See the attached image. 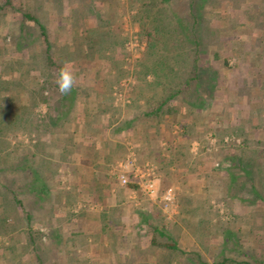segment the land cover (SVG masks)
Wrapping results in <instances>:
<instances>
[{
  "label": "rangeland",
  "instance_id": "374dc122",
  "mask_svg": "<svg viewBox=\"0 0 264 264\" xmlns=\"http://www.w3.org/2000/svg\"><path fill=\"white\" fill-rule=\"evenodd\" d=\"M113 1V3L119 7V26L115 29V36L118 35L120 41L122 39L121 43H119V61L123 63V66L121 65L122 68L120 67L121 77L114 82L113 86L119 87V91H126L125 94L128 95H130L127 92L129 91L131 95L133 94L131 96L132 98L135 97L139 88L142 89L141 95L145 94L148 97L153 95V97H155L154 92L148 91L145 88L146 85L153 81V77H151V75L144 76V74L141 73L139 64L143 58V53L146 49L149 37L145 32L141 31V25H143L141 21H131V15L139 11V1L137 2L134 0V3H131L130 0ZM186 1L187 0H175L168 8L177 10L180 14L182 13L185 16V14H187ZM252 1L253 0H248L242 9L247 10L248 7L250 8ZM62 2L63 0H46L41 8L34 9L36 7L32 5L29 0H0V78L5 80H2V82H5L7 86V88H5L6 90L0 91V114H4L2 109L6 107L14 108L12 111H9L10 113L18 112L16 107H24L26 109H19V112L24 111L23 114L26 116L23 118L21 124L19 123L18 127L4 125V129L2 133H0L2 134L0 135V264H51L50 258L52 257L50 256L52 252H50L48 248H50L51 245L53 246V243L56 247L60 245L55 242L57 237L51 238V241L50 238L44 241L37 234L40 233V229L44 230L46 228L48 230L50 227L55 228L61 221H59V219L55 221L56 219H52L51 217L46 219L47 215L44 214V211L40 207L43 200L38 202V195H44L46 198L52 196H50V191L47 193H37L38 181L40 180L35 179V168L38 162L36 161L34 153L36 151L35 144L39 136L42 138L46 136L45 142L39 140L40 150H48L51 142H49L50 139L47 134H50L49 131L54 132L56 128L55 124H52L50 117L58 116L59 111H64L65 109L57 108L60 106L59 96L61 94L58 91L55 80L61 66L53 65V62L56 59H60L58 62L62 63L63 60H61V58L67 60L68 52L60 53L59 50L53 49V45L51 48V59L53 62L46 63L44 50L46 49L45 46L48 44L46 40L48 38L43 39L39 36V27H37L32 20L23 19L22 14L29 12L34 17L38 15L40 21L46 24L48 15L45 8L49 9V6L57 7V5ZM223 7L225 8L226 5L223 4L222 8ZM251 12L253 11L251 10ZM153 19L154 18L149 15L148 19L143 20L144 26L146 27L145 30L152 31L153 27L156 26ZM235 21L245 22V20L241 18V11L235 9L215 10L213 11L212 17H210L211 25H217V27L229 25ZM246 24L249 28L251 27L253 29L251 33H241V30H236V33L233 32L231 34L228 30H223L219 36L220 39L225 42V44L223 43L219 46L221 57L222 55H228L227 53L230 52L234 53L232 56L228 57V64L224 69L221 67V58L217 60V62L215 60L211 62L212 56L208 55V52L202 53L203 58H201L200 65L205 68L210 67L211 71H213V76L216 74L217 80V74L219 76L221 73V79L217 81L214 100L210 105L212 107L203 110L200 117L202 121H204V119L207 120L212 112L215 116H220V119L209 121L208 126L224 127L226 126L227 118H225L223 114L227 113L229 114V119L233 120V123L238 122L239 118V121L246 125L248 129L247 135L250 140L255 141L261 139L264 141V128L258 126V116H253L248 113L249 109L255 106H264V103H260V94L254 93L252 98H248L251 93V85L236 86L240 83L241 78H244V74L256 77L261 75L259 80L264 82V37L258 46L259 48H256L259 35L255 34L257 33L255 30L259 28L258 23L253 21L249 23L246 22ZM167 26H169V24ZM48 31L50 34L51 29ZM48 36L50 39V35ZM236 37L241 39L239 43L235 42L236 40L238 41ZM245 45L250 46L249 50L246 49L247 46L245 47ZM216 48L217 47L214 49ZM163 49L162 46L158 45L156 51L163 52L161 55H164L165 52H175L174 50L167 51ZM214 49L211 47L212 51ZM123 52L125 54L124 60L120 54ZM174 58L178 61V66H180L179 58ZM149 59L150 60H148L146 64L151 66L153 64V57ZM179 70V74L187 77L188 74L185 71V66L182 68L179 67ZM221 70L222 72H220ZM222 75L224 76L222 77ZM162 77L161 80L166 81L165 75ZM201 78L207 79V74L202 73ZM16 82L20 85V88L13 84ZM174 87L176 86L174 85ZM183 88L185 87L183 86ZM255 91L258 92L257 89ZM156 95L162 96L163 93L157 92ZM11 98L13 99L11 100ZM32 101H35L37 104L33 106ZM142 101L143 99L138 100L139 103ZM130 103H132L131 100L126 104L121 101L113 102L114 110L111 112L106 111L101 114L100 117L105 119L118 115L133 119L136 113L134 112L135 109H132L129 105ZM174 104L177 107L182 106L181 100H176ZM249 118L250 124L246 121ZM261 119H264L263 112ZM166 121L168 123L171 122L169 116L166 118ZM256 123L257 127H255ZM37 124L38 127L36 128ZM30 125L35 126L33 130H30ZM59 127L61 128L56 129V131L61 133L70 132L72 129L70 124H62ZM140 127L142 128L143 126ZM169 127L170 128L165 127V123L160 125L161 130L170 131L172 133L174 140L166 141L163 144L161 142L158 148H155V150L159 151H152L148 155L150 159L144 161V163L146 162L147 165H151L156 169L157 175L162 174L161 170L163 167L159 165V159H168L170 153L168 150L176 149L181 140L186 137L183 135L180 136L182 127L178 126L176 122L169 124ZM149 128L158 129L155 126L148 127V129ZM194 128L195 127L192 126L190 130L193 131ZM197 128L201 130L200 126ZM204 136L208 142L206 153L213 155V153L218 151L217 147H215L216 139L211 136L209 131L206 132ZM225 138H228V140L236 144H238L241 139L234 135L225 136L224 139ZM198 146L199 144L197 141H192L189 150L192 158L196 156ZM195 147L197 148L195 149ZM26 162H28V166ZM207 165H210V163L207 162L204 166ZM44 168H46L45 175L47 176V180L52 179L62 183L66 178L64 171H60L59 177L55 179L51 176L50 166L48 164L43 165L42 169ZM168 169L173 171L174 166H169ZM119 170H121L120 167L117 172H119ZM223 176L224 173L221 174L222 180H217L215 178L211 180L212 184L210 185L208 181L205 182L201 177L191 175L188 177V182L184 187L176 183L174 179H172L173 176H170L168 180L164 179L161 188L164 191L168 188H172L175 194V202L171 207H164L161 201L162 209L170 216L167 225H165L167 227L166 229H169L172 234V240L184 248V250L190 253H200L201 260H204L205 263L213 264L215 255L221 251L223 246L219 237L223 226L227 227L229 223L230 230L233 232L236 231L237 233L240 232V235L243 234L241 235L242 237H239V243L236 247L237 249L240 248L239 250L243 252H247L251 248H254L253 242L250 240V237L254 238V235L248 230L251 229V223L254 222L255 237L259 239L258 246H255V248L257 251L262 250L260 253L255 250V253L256 257L261 261L260 264H264V203L261 202L258 205L244 206L236 198H230L223 190L225 189V180ZM196 183H201V185L196 187ZM71 190L68 186L65 190L64 187L61 189H52L53 193L56 195H65L67 191L70 192ZM186 195L189 196L191 201L190 204L186 205L190 213L186 211L185 214L179 212L178 200L179 197ZM26 203L28 204L27 210L24 208ZM26 213L28 214V219L30 217L29 221L25 220ZM29 234H31L34 239V243H31L35 245L33 249H31L30 246L31 241ZM156 239H159V237ZM38 252L42 258L44 257L41 262L37 258ZM232 252L233 251H228V249H226L227 255L232 254ZM179 254L180 253L172 250L173 260L174 258L185 259L184 256ZM216 258L220 259L219 256H216ZM236 259L237 261L243 260L245 257L240 255L237 256ZM65 261V259H61V263Z\"/></svg>",
  "mask_w": 264,
  "mask_h": 264
},
{
  "label": "crops",
  "instance_id": "0c3cea01",
  "mask_svg": "<svg viewBox=\"0 0 264 264\" xmlns=\"http://www.w3.org/2000/svg\"><path fill=\"white\" fill-rule=\"evenodd\" d=\"M29 1L36 7L34 9H38L46 0ZM113 2L63 0L57 7L45 8L46 24L35 16L45 28L51 58L53 45V49L60 53L68 52L67 60L61 58L62 63L58 62L60 59L49 61L56 66L71 62L77 77L71 93L59 96L60 106L57 108H65L64 111L50 117L56 128L47 134L51 142L48 150L39 148V140L45 142L46 136H39L35 144L34 154L38 162L35 170L41 171L42 165L48 164L55 179L60 171L66 175L62 183L52 179L38 181L37 193L41 189L46 193L50 191L52 196L46 198L37 194L38 202L43 200L40 207L47 215L46 219H59L61 223L36 233L44 241L57 237L55 242L60 245L56 247L53 243L48 248L52 252L51 264H186L189 256L183 255L187 262L180 258L173 260L172 249L167 245L172 234L165 226L170 216L161 207L163 176L152 178L155 190L148 194L144 190L150 177H134L128 172L127 185L137 186L129 187L119 182L117 172V164L131 155L135 158V165L143 166L152 151H159L155 148L161 142L173 141L174 136L160 128L158 131L154 128L143 131L139 121L125 116L100 117L106 111H113L112 103L119 101L116 97L119 87L113 84L121 77L120 67L123 66L119 61L122 39L120 41L119 36H115V29L119 26V7ZM34 24L38 27L37 23ZM120 54L124 60V52ZM49 61L45 60L46 63ZM125 92L123 95L127 101L124 103L133 102V94ZM197 114L194 112L192 117ZM210 114V121L220 119V116ZM257 123L264 128L259 116ZM62 124H70L71 131H56ZM192 132L181 128L180 136ZM195 185L199 187L201 183ZM67 186L72 190L65 195H56L52 191L63 187L65 190ZM27 205L24 206L26 210ZM25 220H30L27 213ZM176 245L181 252L190 253ZM30 246L35 248V245ZM37 258L41 262L44 257L38 252ZM61 259L66 261L61 263ZM198 263L200 261L196 260L192 264Z\"/></svg>",
  "mask_w": 264,
  "mask_h": 264
},
{
  "label": "trees",
  "instance_id": "16d2710c",
  "mask_svg": "<svg viewBox=\"0 0 264 264\" xmlns=\"http://www.w3.org/2000/svg\"><path fill=\"white\" fill-rule=\"evenodd\" d=\"M135 1H139L140 7L138 13L131 15V21H141L143 23V25H141V31L145 32L149 37L146 49L143 53V58L139 64L141 73L144 74V76L151 75V77H153V81L146 85L145 88L148 91L154 92L155 97H153V95L150 97L145 94L141 95L142 89L139 88L130 105L132 109H135L134 112L136 113L133 121H139V125L143 126V131H146L148 127L151 126L158 128L155 129L158 131L162 123H165V127L170 128L169 124L172 122H176L178 126L185 129H190L192 126L195 127L192 133H189L188 136L186 135L181 142L179 141L180 144H178L176 149L168 150V152H170L168 159L158 158L159 165L161 167L163 166L161 170L163 182L164 179L168 180L170 176H173L172 179L184 187L188 182V177L194 175L195 177H201L205 182L208 181L211 185V180L214 178L222 180L221 174L224 173L225 189L223 190L230 198H236L244 206L258 205L261 202L264 203V141L261 139L255 141L250 140L247 135L248 129L246 125L240 122L239 118L238 122L233 123V120L229 119V114L227 113L223 114V116L227 118L226 126L224 127L208 126L210 120L204 119V121H202L200 117L203 110L212 107L210 105L214 100L217 81L221 79V73L219 76L217 74V80L216 74L213 76V71H211L210 67L205 68L200 65L201 58H203L202 53L208 52L207 54L212 56L211 62L213 60L217 62V60L221 58V67L224 69L228 64V57L232 56L234 53L230 52L227 53L228 55H222L221 57L219 46L220 44H225V42L220 39V34L223 30H228L231 34L233 32L236 33V30H241V33H251L253 29L251 27L249 28L246 22L249 23L253 21H256L260 28L255 30L257 31L255 34L259 35L256 48H259L258 46L264 37V0H253L250 8L248 7L247 10L242 8L248 0H187V14H185V16L182 13L180 14L177 10L168 8L175 0ZM130 2L134 3V0H130ZM223 4L226 5V9L241 11V18H243L245 22L235 21L229 25L218 27L217 25H211L210 17H212L213 11L219 9L226 10L224 7L222 8ZM251 10L253 12H251ZM149 15L154 18L153 22L155 21L156 23L152 31L145 30L146 27L143 21L148 19ZM22 16L23 19L32 20L37 23L39 27V36L43 39L47 38L45 28L42 24L40 25L37 17L27 12L23 13ZM168 24L169 26H167ZM237 39L238 41L236 40L235 42L239 43L241 39ZM158 45L162 46V48H164L163 50H174L175 52H165L166 54L164 53V55H161L163 52L156 51ZM214 46L217 48L214 49ZM211 47L214 49L213 51ZM245 47L247 50L250 48L248 45H245ZM49 50L50 45H47L44 50L47 61L51 59ZM151 57H153V64L150 66L147 65L146 62L150 60L149 58ZM174 57L179 58L180 66H178V61ZM184 66L188 74L187 77L179 74V67L182 68ZM220 72H222V70ZM202 73L207 74V79L201 78ZM163 75H165L166 81L161 80ZM223 76L224 75H222V77ZM243 77L244 78H241L240 83L236 86L251 85V93L248 98H252L254 93H259L261 98L260 103H264V82L259 80L261 75L256 77L244 74ZM2 80L5 81L3 78H0V91L6 90L5 88H7L6 83H3ZM13 84L20 88L17 82ZM174 85L176 87H174ZM183 86L185 88H183ZM256 89L258 92L255 91ZM157 92H162L163 95L158 96L156 95ZM13 98H11V100ZM139 99H143V101L139 103ZM176 100H181L182 106L177 107L174 104ZM32 102L33 106L37 104L35 101ZM16 108L18 109V112L15 110L16 113L9 112L14 109L13 107L2 109L4 114H0V133H2L4 125L18 127L19 123L21 124L23 121L26 115L23 114L24 111L19 112V109L21 108L22 110L25 108ZM194 112L198 114L192 117ZM262 112L264 113V106L262 105L255 106L248 111L249 114L253 116L257 115L261 118ZM168 116L171 121L170 123L166 121ZM246 121L250 124V118ZM261 124L264 125V119H261ZM198 126L201 127V130L197 128ZM33 127L35 126L30 125V130H33ZM37 127L38 124L36 128ZM255 127L257 126L255 125ZM208 131L211 136L216 139L215 147H217L218 151L213 153V155L206 153L208 142L204 135ZM230 135L241 138L240 142L236 144L233 141L224 139L225 136ZM194 140L198 142L199 146L196 151V156L192 158L189 150ZM207 162L210 163V165L204 166ZM169 166H174V170L170 171L168 169ZM45 171L46 168L41 171H36L35 179L42 182L46 181L47 176L45 175ZM127 186L137 187L135 184H128ZM40 191L44 192L45 190L43 191L40 189ZM190 201L187 195L179 197L180 213L186 214V211H189L186 205L190 204ZM250 228L251 229H248L249 232L254 235V238L250 237L254 248H251L247 252H243L239 250L240 248L237 249L236 247L239 243V237H242L241 235L243 234L240 235V232L237 233L236 231L233 232L230 230L229 223L227 227L223 226L219 235L223 246L221 251L215 255L213 264H260L261 261L256 257L255 253L257 251L255 246H258L259 239L255 237L254 222L251 223ZM29 237L31 243H34L33 236L29 234ZM167 245L173 251L179 252L182 256L184 254L190 256L187 262L189 264L194 263L196 260L200 261L198 264H209L201 260L200 253L191 252L187 254L181 252L176 242L172 239L170 242H167ZM226 249L234 253L232 252V254L227 255ZM261 251L262 250H259L257 252L260 253ZM240 255H243L245 259L237 261L236 258ZM216 256H219L220 259H217Z\"/></svg>",
  "mask_w": 264,
  "mask_h": 264
},
{
  "label": "built area",
  "instance_id": "2783aa9c",
  "mask_svg": "<svg viewBox=\"0 0 264 264\" xmlns=\"http://www.w3.org/2000/svg\"><path fill=\"white\" fill-rule=\"evenodd\" d=\"M116 97L121 102L127 101V97L123 95L122 91H119V93L116 94ZM117 101V102H119ZM225 140H228V138H225ZM121 168L118 173V180L122 185H126L128 183V175L127 173L130 172L134 175V177H150V181H148L145 184V190L148 194H152L155 190L152 178H154L156 174V169L152 167L151 165H143V166H137L135 165V158L133 155L128 157L123 163L118 164V168ZM161 201L163 203L164 207H171L175 202V194L174 190L172 188H168L164 191L162 194Z\"/></svg>",
  "mask_w": 264,
  "mask_h": 264
},
{
  "label": "clouds",
  "instance_id": "9594fccd",
  "mask_svg": "<svg viewBox=\"0 0 264 264\" xmlns=\"http://www.w3.org/2000/svg\"><path fill=\"white\" fill-rule=\"evenodd\" d=\"M55 83L61 95H69L76 86L77 77L71 62H65L58 71Z\"/></svg>",
  "mask_w": 264,
  "mask_h": 264
}]
</instances>
